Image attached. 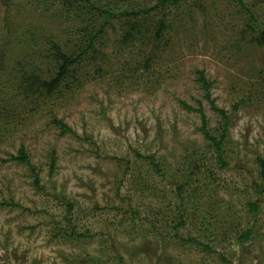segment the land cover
<instances>
[{
    "label": "rangeland",
    "instance_id": "374dc122",
    "mask_svg": "<svg viewBox=\"0 0 264 264\" xmlns=\"http://www.w3.org/2000/svg\"><path fill=\"white\" fill-rule=\"evenodd\" d=\"M91 1L136 10L158 0ZM243 1L258 22L234 0L157 9L142 18L169 19L156 46L120 42L132 18H111L98 58L35 107L11 72L17 61L49 68L40 48L77 42L75 21L55 0H0V264H264V0ZM199 71L228 116L225 166L199 129V107L216 138L224 121ZM20 148L28 164L10 159ZM247 226L250 239L236 241Z\"/></svg>",
    "mask_w": 264,
    "mask_h": 264
},
{
    "label": "trees",
    "instance_id": "16d2710c",
    "mask_svg": "<svg viewBox=\"0 0 264 264\" xmlns=\"http://www.w3.org/2000/svg\"><path fill=\"white\" fill-rule=\"evenodd\" d=\"M56 3L60 6V10L67 16L68 18H72L75 21V35L77 38V42L74 44L72 42H68L66 45H61L54 38L45 40V44L40 48V57L43 59L46 64H48L49 68L43 70L39 65H24L21 61H17V66H15V70L11 72V79L14 81L15 89L18 91V95H24L27 99H35V107L39 104L40 97H53L58 96L62 93L63 85H65L69 78H76L75 70L77 65H81L83 61L95 60L98 58V54L100 49L98 48L97 41L102 37L106 28L110 24V20L113 17L124 16L131 17V21H124L121 26L123 29L120 42L124 44H130L136 41H143L146 39L148 42H153L156 46L159 44L160 40H162L165 33L169 31V19L166 17L159 18L153 25H145L142 22V18L149 15V18L152 12L157 9H162L166 6L176 5L178 3L183 2L184 0H158L154 5L147 8H139L136 10H116L112 8L110 4L99 5L98 2L91 0H55ZM240 6L244 8V10L249 14L251 20L255 23L258 22L256 18L253 16L252 11L246 6L243 0H234ZM98 15V19L95 15ZM250 28H252L249 24H247ZM73 33V31H72ZM255 39L259 44L264 43V30H259L258 33H255ZM89 58V59H88ZM149 65L146 63L145 68H148ZM198 82H200L202 89L205 91L204 95L206 99L210 98V87L211 84L205 79V76L202 71L198 72ZM69 85H65L68 88ZM212 105V108L216 110L221 117L224 119L223 121V129L220 132V137L216 138L215 135L208 130L207 122L205 118L204 111L201 107L197 108L201 117V126L200 131L202 135L210 141L217 153V157L221 165L225 166L223 154V146L222 142L225 137L226 129L228 127V116L226 112L222 109H218L213 105V100H209ZM1 106V105H0ZM5 106V105H4ZM34 107V108H35ZM186 107L188 109H193L190 106ZM0 118H4L0 115ZM54 123H56L63 133L71 132L72 130L62 121L54 119ZM149 163L153 166L154 170L158 173L161 172L159 162L153 156H147ZM10 159L16 160L22 163H29L28 155L24 148L19 149V153L17 155H10ZM52 163L50 165V169H53L54 165V154H52ZM258 165L260 167L259 175L260 181L264 183V157L258 156L256 158ZM32 169H35L34 166H31ZM38 176L35 174V183L38 184ZM182 183H180L177 187V194H180V190L182 188ZM258 188H261V184L257 185ZM256 187V188H257ZM257 188V189H258ZM259 191V190H257ZM1 204H5L4 201ZM179 211L177 221L174 224V229L179 228L183 225V216L179 209H181V205L178 204ZM248 206L249 209L253 211H257L258 205L256 202L249 201ZM67 219V218H66ZM75 230L72 227L69 235L75 234ZM253 234V229L250 226H247L243 231H239L235 240L238 242H243L248 239ZM162 237V236H161ZM195 242L199 246H203L204 249H210L208 245L197 240V238H193ZM222 260L226 261V259L221 257Z\"/></svg>",
    "mask_w": 264,
    "mask_h": 264
}]
</instances>
